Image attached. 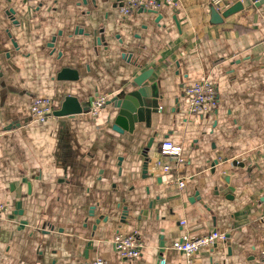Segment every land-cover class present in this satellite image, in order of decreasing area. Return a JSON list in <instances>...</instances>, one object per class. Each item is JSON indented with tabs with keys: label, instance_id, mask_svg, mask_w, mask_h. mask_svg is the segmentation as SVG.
I'll return each instance as SVG.
<instances>
[{
	"label": "crops",
	"instance_id": "1",
	"mask_svg": "<svg viewBox=\"0 0 264 264\" xmlns=\"http://www.w3.org/2000/svg\"><path fill=\"white\" fill-rule=\"evenodd\" d=\"M175 2L124 18L122 0H0V202L8 207L0 264H80L97 254L108 264H264V4L213 25L210 0ZM64 68L78 80L59 81ZM150 69L145 85L160 111L133 134L112 129L111 105L98 116L31 120L35 97L52 98L55 111L68 95L90 106L132 91ZM203 80L216 84L219 105L193 120L185 89ZM167 140L186 163L161 155ZM17 203L24 217L12 219ZM215 230L227 239L190 263L172 248ZM118 233L139 235L140 258L119 259Z\"/></svg>",
	"mask_w": 264,
	"mask_h": 264
},
{
	"label": "built area",
	"instance_id": "2",
	"mask_svg": "<svg viewBox=\"0 0 264 264\" xmlns=\"http://www.w3.org/2000/svg\"><path fill=\"white\" fill-rule=\"evenodd\" d=\"M26 3H32L36 0H24ZM218 11L224 10L226 6V0H210ZM165 5L176 6L175 0H122L120 6V14L126 18L131 16L135 12L153 11L159 12ZM185 95L189 101L188 115L193 120H202L203 118L212 115L217 111L219 105L218 88L216 84L209 80H203L187 86L185 89ZM108 101L107 96H97L92 99L90 103V113L94 116L101 114ZM55 102L52 98L47 96L35 97L31 103V120L34 123L44 124L53 118L55 112ZM161 155L175 159L178 164L186 163V160L182 157L183 148L174 144L172 141H164L160 147ZM158 166L161 167V171L164 174L172 173V166L165 164L159 160ZM177 185L180 189L186 186L185 178L178 179ZM8 212V207L0 202V220L3 215ZM185 221L182 222V225ZM226 235L219 231H212L211 233L201 237H189L183 236L177 240L172 248L185 255L188 262H191V258L198 252L211 248L217 244L218 241H225ZM113 247L116 255L120 260L132 261L142 256L145 249V244L137 234L126 235L118 233L114 236ZM260 256L264 261V247L260 252ZM80 264H108V261L102 255H95L92 259L83 261ZM159 264H166V260L163 258Z\"/></svg>",
	"mask_w": 264,
	"mask_h": 264
},
{
	"label": "water",
	"instance_id": "3",
	"mask_svg": "<svg viewBox=\"0 0 264 264\" xmlns=\"http://www.w3.org/2000/svg\"><path fill=\"white\" fill-rule=\"evenodd\" d=\"M260 6L264 4V0H242L235 3L233 6L226 9L223 13L218 11L213 5L210 6L211 13V23L213 25H219L224 22V20L245 8H249L252 5ZM140 13H147L151 15H156L158 12L153 11H138ZM160 18V17H159ZM138 69L140 66H136ZM153 70L144 71L136 75L132 81V91L123 94L122 97H114L107 101V105H111L114 108V113L110 115L109 123L112 122V129L118 133L128 132L133 134L136 130V126L141 123H146L150 125V117L152 113H157L160 111V107L157 103L156 93L153 92L151 86H146L145 84L151 78ZM59 81H77L79 78L78 72L75 70L64 68L57 76ZM90 112V106L86 103H82L77 97L68 95L64 98L60 105V109L54 112L56 117H67L76 116ZM219 164L217 161L215 165ZM145 174L148 172L147 167H145ZM221 179L226 184V188L231 194V198L234 193V188L230 185V176L226 174L221 175ZM30 189L31 185L28 184ZM197 200L202 202V197L197 196ZM24 217V211L21 209V203H17L16 211L11 215L12 219ZM21 228L28 224V221H23L20 223ZM162 258L160 259V261Z\"/></svg>",
	"mask_w": 264,
	"mask_h": 264
}]
</instances>
